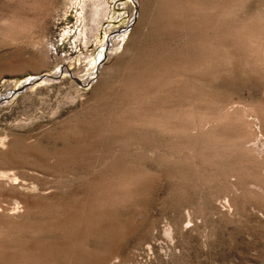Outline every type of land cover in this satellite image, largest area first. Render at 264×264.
I'll use <instances>...</instances> for the list:
<instances>
[{
	"label": "rangeland",
	"instance_id": "rangeland-1",
	"mask_svg": "<svg viewBox=\"0 0 264 264\" xmlns=\"http://www.w3.org/2000/svg\"><path fill=\"white\" fill-rule=\"evenodd\" d=\"M0 264H264V0H0Z\"/></svg>",
	"mask_w": 264,
	"mask_h": 264
},
{
	"label": "bare ground",
	"instance_id": "bare-ground-1",
	"mask_svg": "<svg viewBox=\"0 0 264 264\" xmlns=\"http://www.w3.org/2000/svg\"><path fill=\"white\" fill-rule=\"evenodd\" d=\"M99 1V0H98ZM105 2V1H104ZM103 3H99L98 5H101V8H99V10H96V9H98V5L95 7V9L93 8L92 9V11H93V13H95V12H97V13H99L101 10H103L104 9V5H102ZM104 11V10H103ZM94 16V15H93ZM151 121V120H150ZM6 143V142H5Z\"/></svg>",
	"mask_w": 264,
	"mask_h": 264
}]
</instances>
